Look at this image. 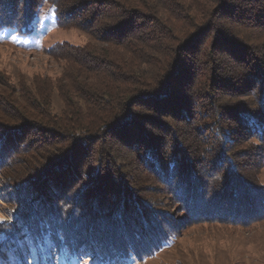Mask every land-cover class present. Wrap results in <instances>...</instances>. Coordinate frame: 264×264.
Segmentation results:
<instances>
[{
  "label": "trees",
  "instance_id": "trees-1",
  "mask_svg": "<svg viewBox=\"0 0 264 264\" xmlns=\"http://www.w3.org/2000/svg\"><path fill=\"white\" fill-rule=\"evenodd\" d=\"M44 10L95 45L55 46V83L0 80V181L32 239L127 260L264 220V0H0V30Z\"/></svg>",
  "mask_w": 264,
  "mask_h": 264
},
{
  "label": "rangeland",
  "instance_id": "rangeland-1",
  "mask_svg": "<svg viewBox=\"0 0 264 264\" xmlns=\"http://www.w3.org/2000/svg\"><path fill=\"white\" fill-rule=\"evenodd\" d=\"M61 44L95 45L89 35L70 26L60 27L49 10L35 20L28 35L0 30V80L13 86H29L42 79L55 83L65 65L49 52ZM53 108L56 112L61 108L56 94ZM11 190L0 181V264H264V220L249 227L194 224L154 252L133 253L127 260L104 261L95 245L76 255L56 241L45 249L21 227L23 219L15 212L17 201L12 200Z\"/></svg>",
  "mask_w": 264,
  "mask_h": 264
}]
</instances>
